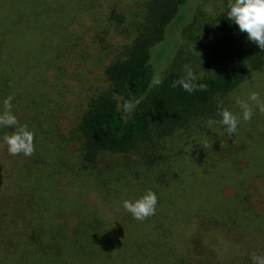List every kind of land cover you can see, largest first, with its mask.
<instances>
[{"label": "rangeland", "instance_id": "1", "mask_svg": "<svg viewBox=\"0 0 264 264\" xmlns=\"http://www.w3.org/2000/svg\"><path fill=\"white\" fill-rule=\"evenodd\" d=\"M108 2L123 6L131 13L132 20H129V16L126 21L130 33L132 26L138 23L139 18H135V15L139 14L142 21L149 0L10 1L8 25L16 23L22 12L25 22L15 28L20 38L12 42L14 44L7 60L6 69L10 72L7 96H14L13 114L21 124H28L35 132V151L30 157L10 156L6 146L0 147V264H52L57 252L54 248L62 244L61 239L52 241L54 235H72L73 239H80L79 248L89 251L86 255L89 263H92L95 258L93 253L101 252L103 243L98 242L100 247L84 246L91 244L82 241L84 236L72 230L74 223L80 219L79 214L66 215L64 207L59 210L62 203L60 193L66 195L67 204L77 207L82 220L95 221L96 227L99 220L105 218L117 226L121 223L126 235L123 232L120 235L122 238L126 236V241L127 236L132 234L127 230L128 226L136 230L133 235L137 237L155 236L157 233L153 229L143 225L146 220L134 219L122 207L123 200H135L148 189L156 193L157 209L167 216L163 229L167 230L168 235L175 232L181 248L183 244L186 246L184 238L192 235L197 226L193 215L195 209L200 207V257L210 254L209 264L252 263L248 256L253 252L264 255L263 215L259 217L260 220L255 216L253 222L249 220L252 218L251 210L247 213L248 209H245V215L240 216L239 207L236 206L222 224H214L207 217L220 212L225 198L217 197V192L224 184L222 182L228 184L225 196H231L239 189L242 191L250 181V170L242 169L244 172H239L237 166L235 170L230 162L232 169L225 173L228 179L224 180L211 177V172L205 175L200 168V153L202 157V154L209 152V148L221 157L228 156L229 161L236 158L231 155L235 149L234 139L222 134L213 142H208V149L200 150V142L194 140L193 134L178 131L175 137L160 142H164L166 150L160 148L159 152L163 156H170L169 162L164 161L161 166H158V162L157 165L147 164L151 159L138 152V149L144 150L142 146L124 154H103L94 165H84L82 157L84 159L86 150L80 123L86 103L91 95L107 87L105 65L113 60L123 45L131 41L124 31L120 32L110 25L105 9ZM192 3L188 17L192 18L195 13L200 21L203 12L215 16L230 0H192ZM82 6L90 13H82ZM199 30L200 23L194 28L190 26L186 32L185 28L168 32L170 40L173 39L177 45L171 56L157 59L156 64L162 72L170 70L177 60H184L178 64H189L192 68L198 64L197 60L200 59L195 52H200V48L196 49L193 44ZM156 53L155 50L154 57ZM250 91H260L264 95V73L254 74L243 88L230 95V110L239 114L236 100L246 99ZM0 111H3L2 102ZM3 129L0 128V132ZM238 132L244 144H247L245 157L249 160L256 152V160H261L264 166V114L256 112L251 121H241ZM6 133L9 134L8 131ZM189 145L190 150L187 148ZM153 153L148 152L152 159L155 157ZM203 160L206 161V157ZM251 165L259 164L252 160ZM238 168L243 166L238 165ZM168 169L171 174L167 172ZM219 170L221 175L223 168L219 167ZM259 170L255 172L263 173ZM200 175L208 180L207 187L203 189L213 204L198 187ZM126 180L131 183L122 188ZM241 180L245 183H240ZM117 182L118 185L114 186ZM261 187L264 194V185ZM109 191L113 194H109ZM253 197L254 201L259 199L257 194ZM228 208H231L229 203ZM261 208L264 209V203ZM106 228L105 225L100 226L102 230ZM33 229L39 232L34 239L30 237ZM87 232L85 225L80 227L79 233ZM49 241H52L54 248H51ZM32 245L38 254L29 257L28 251ZM125 245L126 251H122V254L128 262L119 264H134L128 254L133 248L128 246V242ZM202 257L200 264L204 261ZM84 263L88 264L85 256Z\"/></svg>", "mask_w": 264, "mask_h": 264}, {"label": "trees", "instance_id": "2", "mask_svg": "<svg viewBox=\"0 0 264 264\" xmlns=\"http://www.w3.org/2000/svg\"><path fill=\"white\" fill-rule=\"evenodd\" d=\"M10 1L0 0V102L2 103L10 88L8 83L10 72L6 69L8 56H10V49L14 44L12 42H16V39L20 38V34L15 28L25 22L22 12L16 19V23L8 25ZM192 4V0H149L142 21L139 20L141 18L139 14L135 15V18H139L138 23L132 26L133 29L129 33L126 21L131 13L123 6L108 2L105 9L107 8V19L109 18L110 25H114L120 32L124 31L127 36L131 37V41L129 40L128 44L123 45L121 50L119 49L115 53L113 60L105 65L104 74L107 87L91 95L86 103V110L82 114L80 123L86 150L84 159L82 157L84 165H94L96 159L103 154H124L142 146L144 150L139 151L138 149V152L142 155L146 154V157L151 159V162H147V164L157 165L158 162V166H161L164 161L169 162L170 156L167 154L163 156L159 149L166 150L165 139L175 137L178 131L188 135L193 134L194 140L197 139L200 142V150L208 149V142H213L214 138L218 139L222 136L223 133L215 128L210 130L206 126V122L209 118L219 119L217 116L218 102L222 101L223 106L230 110V95L232 96L243 88L254 74L264 73V50L248 41L247 34L239 33L237 26L231 24L232 22L227 19L229 4L215 16H208L203 12L200 15V21L195 17V13L192 18L188 17ZM82 13L88 14L90 11L82 6ZM129 20H132L131 16ZM198 23H200V30L197 33V38L193 39V46L196 49L200 48V52H195L200 59L197 60L200 68L196 64L193 69L198 74V82L207 87L204 91L188 94L174 83L184 74V66L178 64L184 60H177L166 72H162L156 62L160 57L171 56L170 54L176 49L177 44L168 37L170 30L185 28L186 32V29L190 26L194 28ZM155 50L157 56L154 57ZM11 56L14 55L11 54ZM157 75L162 80L160 85L153 84ZM128 102L134 105L133 111L130 113L123 110V105ZM6 131L10 134L13 129L4 128L3 132H0V137L8 134ZM230 139H234L235 144L231 155L237 156L236 158H231L229 161L228 156L221 157L216 154L214 149L209 148V152L202 154V157L200 153V168L205 175L211 172V177L215 176L216 180L221 178L224 180L228 179L225 173L232 169L229 165L230 162L235 170L237 166L239 172L242 169H247L251 171L252 175L247 187L245 185L246 190L244 187L242 191L239 189L231 196H225L228 184L226 181L222 182L224 184L219 187V192H217V197L225 198L220 212L207 216L208 221L214 224L215 222L224 223L236 206L239 207L240 216L245 213V209H248L247 213L251 210L250 217L252 218L249 219L251 221L256 218L255 216L259 218L263 215L264 217V209L261 208V204L264 203V194L261 189V186L264 185V166L261 165V160L260 163L256 160V152L253 157L249 158L250 161L245 157L248 151L247 144H244L239 137V132L231 136ZM161 141L164 142L160 144ZM194 143L196 142L194 141ZM153 151L155 157L152 159L148 152ZM240 153L243 154V158ZM204 157H206V161L203 160ZM252 160H255L259 165H251ZM238 165L243 168H238ZM219 167L223 168L221 171H224L221 175ZM256 169L263 173H256ZM167 172L171 174L170 169ZM207 182L208 180L200 175V186L198 187L209 200L207 191L203 189L207 187ZM239 182L245 183L243 180ZM130 183L129 180L124 181L122 188H126ZM116 185L118 182L114 184V186ZM109 194H113V192L109 191ZM254 194L259 197L257 201L253 199ZM54 196L57 197V193ZM60 201L62 203L59 210L64 207L66 215L78 216L79 214L80 219L74 223L72 230L74 233L84 236L82 241L91 244L84 246L100 247L99 241H102L103 246L101 252L93 253L95 258L92 263H89L86 255L89 251H81L78 242L80 239H73L72 235H54L52 241L61 239L62 244L56 245L54 248L52 241H49L52 244L51 248L57 251L52 264L58 261L61 264H85L84 256L88 264L128 262L122 254V251H126L125 242H128V246L131 245L133 248L128 254L134 264H200L202 257H200V207L195 209L193 215L196 219L195 226H197L192 235L184 238L186 246L182 243L183 247L181 248L178 243L179 239L175 238V232L172 231L168 235L167 230L163 229V226L167 224V216L164 211L159 209L143 224L153 229L157 233L155 236L137 237V235H133L136 230L128 226L127 230H130L132 234L127 236L128 241H126V236L122 238L120 235L122 232L123 235H126L121 223H118L119 226H117L113 221L105 218V220L100 219L98 227H96L95 221L82 220V216L76 211L77 207L67 204L66 195L63 193H60ZM210 202L212 203V201ZM228 203L231 205L230 209ZM67 205L68 207L65 208ZM151 223L154 225L151 226ZM83 225L86 226L88 232L81 234L79 230ZM101 225H105L107 228L102 230L100 229ZM248 227L253 229L251 225ZM38 233L33 229L30 237L34 239ZM62 249H64L63 253ZM252 251H255L254 248ZM28 252L29 257L38 254L34 245ZM207 255L202 257L203 264H209L207 261H209L210 254ZM248 258L252 262L251 256Z\"/></svg>", "mask_w": 264, "mask_h": 264}, {"label": "clouds", "instance_id": "3", "mask_svg": "<svg viewBox=\"0 0 264 264\" xmlns=\"http://www.w3.org/2000/svg\"><path fill=\"white\" fill-rule=\"evenodd\" d=\"M227 19L231 24L237 26L239 33H246V39L261 50H264V0H230L227 11ZM184 74L174 83L188 94L195 91L206 90V85L199 83L198 74L191 65H184ZM154 85L162 84V80L157 75L153 80ZM243 86V85H242ZM14 96L9 95L3 100V111H0V128H12L10 134L0 137V147L7 148L10 156L23 155L30 157L35 151V132L28 124H21L13 114ZM236 104L240 113L236 114L223 106V102L217 104V116L219 119L209 118L206 126L212 130L216 129L228 137L235 135L241 121L249 122L256 112L264 114V95L260 91H250L246 99L237 98ZM134 105L131 102L123 105L126 113L133 111ZM190 150L191 145H189ZM158 198L154 191L148 189L143 195L135 200L125 199L122 201L123 209L138 220L144 221L154 216L157 211ZM252 264H264V255L256 252L251 254Z\"/></svg>", "mask_w": 264, "mask_h": 264}]
</instances>
